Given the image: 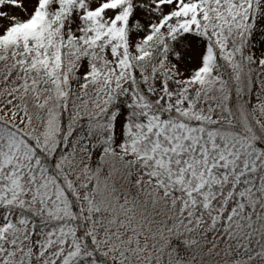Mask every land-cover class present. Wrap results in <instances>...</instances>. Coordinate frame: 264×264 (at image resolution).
<instances>
[{
    "label": "snow or ice",
    "instance_id": "snow-or-ice-1",
    "mask_svg": "<svg viewBox=\"0 0 264 264\" xmlns=\"http://www.w3.org/2000/svg\"><path fill=\"white\" fill-rule=\"evenodd\" d=\"M0 264H264V0H0Z\"/></svg>",
    "mask_w": 264,
    "mask_h": 264
}]
</instances>
